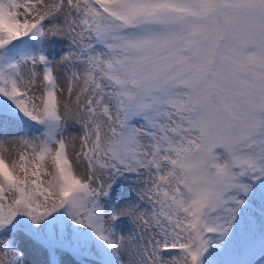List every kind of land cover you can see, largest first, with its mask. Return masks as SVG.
I'll list each match as a JSON object with an SVG mask.
<instances>
[{
	"label": "snow or ice",
	"instance_id": "snow-or-ice-1",
	"mask_svg": "<svg viewBox=\"0 0 264 264\" xmlns=\"http://www.w3.org/2000/svg\"><path fill=\"white\" fill-rule=\"evenodd\" d=\"M0 264H264V0H0Z\"/></svg>",
	"mask_w": 264,
	"mask_h": 264
}]
</instances>
